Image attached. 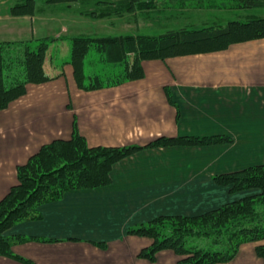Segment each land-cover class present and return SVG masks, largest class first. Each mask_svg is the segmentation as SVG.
<instances>
[{"label": "crops", "instance_id": "crops-1", "mask_svg": "<svg viewBox=\"0 0 264 264\" xmlns=\"http://www.w3.org/2000/svg\"><path fill=\"white\" fill-rule=\"evenodd\" d=\"M13 2L0 0V40L47 38L38 34L37 15L12 14ZM70 55L56 77L28 84L0 111V201L20 165L75 131L91 146H143L179 135H228L232 142L140 149L114 165L110 185L67 192L43 204L40 219L8 229L39 239L14 245L18 257L0 255V264H178L173 250L141 257L152 240L128 231L161 214H200L247 194L231 193L213 176L264 163V38L147 59L144 76L92 90L76 82ZM216 264L264 258L251 242Z\"/></svg>", "mask_w": 264, "mask_h": 264}, {"label": "trees", "instance_id": "trees-1", "mask_svg": "<svg viewBox=\"0 0 264 264\" xmlns=\"http://www.w3.org/2000/svg\"><path fill=\"white\" fill-rule=\"evenodd\" d=\"M12 14L35 16L49 12H73L74 2L93 5L81 10L89 16L135 12L155 7L157 0H13ZM231 9L264 6V0H231ZM264 38V17L231 20L200 28L180 27L158 35L106 34L73 35L69 62L74 76L86 90L102 88L144 76L143 61L183 54L216 51L231 44ZM49 41H53L49 39ZM36 40H0V111L24 95L30 83H41L57 75L47 73L44 54L49 43ZM47 45V46H46ZM37 46V47H36ZM47 48V49H45ZM40 49V48H39ZM92 49L99 52L101 71H87L86 59ZM171 101L172 98L170 96ZM228 135L160 136L146 145H89L75 131L70 138H58L33 154L18 167V181L0 201V255L16 256L13 246L35 236L6 235L19 222L42 217L41 206L59 200L67 192L110 185L114 165L145 147L196 146L230 143ZM216 183L228 186L243 197L194 215L161 214L130 227L128 233L152 241L139 255L156 260L157 254L173 250L178 264H216L231 260L246 243H255L264 258V163L240 170L218 173Z\"/></svg>", "mask_w": 264, "mask_h": 264}, {"label": "rangeland", "instance_id": "rangeland-1", "mask_svg": "<svg viewBox=\"0 0 264 264\" xmlns=\"http://www.w3.org/2000/svg\"><path fill=\"white\" fill-rule=\"evenodd\" d=\"M73 4V12L52 13L47 9L37 14L38 34L43 31L40 37H45L46 31L48 38H40L38 43L42 45L37 50H42V46L49 43V48L44 54V63L49 75H55L60 71L61 66L58 63L71 53L69 37L76 34L158 35L174 28H200L213 24H226L231 20L246 21L264 17V6L231 9L228 7L232 4L231 0H157L155 7L151 9L112 13L105 17H93L81 13V10H92L93 5L78 2ZM49 39L53 41L50 42ZM98 60L99 52L92 49L86 59L88 72L101 71L104 65Z\"/></svg>", "mask_w": 264, "mask_h": 264}]
</instances>
